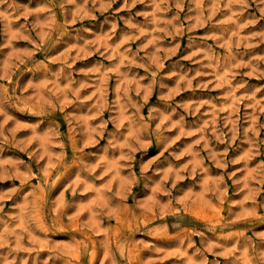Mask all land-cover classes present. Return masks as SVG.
<instances>
[{"label": "rangeland", "instance_id": "obj_1", "mask_svg": "<svg viewBox=\"0 0 264 264\" xmlns=\"http://www.w3.org/2000/svg\"><path fill=\"white\" fill-rule=\"evenodd\" d=\"M0 264H264V0H0Z\"/></svg>", "mask_w": 264, "mask_h": 264}]
</instances>
